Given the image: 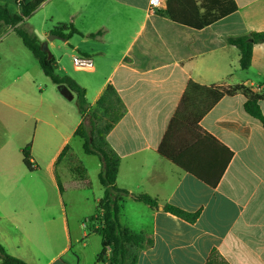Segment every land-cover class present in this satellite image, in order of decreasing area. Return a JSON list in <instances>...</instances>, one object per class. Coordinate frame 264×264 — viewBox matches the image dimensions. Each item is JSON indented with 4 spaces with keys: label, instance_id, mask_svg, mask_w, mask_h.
<instances>
[{
    "label": "crops",
    "instance_id": "0c3cea01",
    "mask_svg": "<svg viewBox=\"0 0 264 264\" xmlns=\"http://www.w3.org/2000/svg\"><path fill=\"white\" fill-rule=\"evenodd\" d=\"M60 1L65 6L63 15L52 10L51 18L41 19V34L47 37L54 26L66 23L84 36L62 39L72 65L63 66L61 55L58 70L86 89L91 109L108 85L115 88L124 111L106 139L120 158L116 184L130 194L159 201L157 208L131 195L121 202V223L153 240L141 250L138 264H264V127L245 112V96H224L200 121L206 132L232 152L216 187L158 151L190 81L206 87L242 84L264 94V43L254 46L247 71L240 67L239 50L228 43L229 37L264 31V0H235L236 12L201 29L165 16L162 12L168 0L155 13L149 12V0ZM54 2L58 0H45L43 5ZM37 10L28 21H35L32 17ZM54 40H45L53 52L57 48ZM12 51L6 50L0 58L10 57L15 63L14 80L23 83V90L0 93L4 108L0 111V244L27 264H108L98 260L102 237L92 229L84 230L103 197L102 185L95 212L73 225L57 173L59 163L74 153L72 143L81 141L75 132L83 117L45 76L29 49L34 60L25 54L22 62ZM78 57L91 60L92 69L77 68ZM81 71L89 77H81ZM260 105L264 114V100ZM18 117L13 138L22 135V156L31 145L34 167L41 173L37 176L24 162L29 172L19 169L17 174L16 163L9 158V143L3 140V127ZM89 118L84 122H90ZM68 146L70 150L59 161ZM80 162L87 176L82 185L92 187L90 169ZM98 166L101 169L99 159ZM165 204L200 215L189 223L166 212Z\"/></svg>",
    "mask_w": 264,
    "mask_h": 264
},
{
    "label": "trees",
    "instance_id": "16d2710c",
    "mask_svg": "<svg viewBox=\"0 0 264 264\" xmlns=\"http://www.w3.org/2000/svg\"><path fill=\"white\" fill-rule=\"evenodd\" d=\"M28 1L18 2L19 13L11 12L7 5H0V27H12L25 47L38 60L45 76L53 84L65 85L75 94L77 108L83 117V122L78 126L75 134L82 141L84 153L97 156L101 163L99 182L104 193L97 204L96 214L89 218L92 231L102 237V250L98 260L108 264H138L141 250L151 246L153 240L146 238L143 233L132 231L121 223V202L125 196L131 195L133 199L151 208H157L159 201L149 195L130 194L116 184L120 158L109 147L106 137L122 116L124 106L115 88L108 85L94 109H91L86 97V89L73 77L57 72V59L51 52L46 51L45 41H42L34 31L23 27L25 20L38 8L34 3L27 4ZM237 9L235 0H168L167 7L162 13L176 22L201 29L220 21L236 12ZM50 32L66 41L74 35L84 36L73 24L66 23L57 24ZM98 34L90 36L95 37ZM228 43L239 50L240 67L247 71L252 63L254 46L264 43V31L229 37ZM238 93L246 98L245 112L259 120L264 127V114L260 105L264 100V94L255 93L242 84L230 87H206L190 81L161 140L159 153L207 185L216 187L231 160L232 152L213 135L206 132L201 127L200 121L224 96H234ZM85 117H90L89 127L84 122ZM104 118L109 121L104 122ZM69 150L68 146L59 161ZM23 162L30 171L35 170L31 145H27L23 150ZM71 169L77 171L78 175L81 169L84 178L83 166L75 165ZM164 210L189 223H195L200 215L199 212L189 213L171 204H165ZM0 262L1 264H27L10 255L1 244Z\"/></svg>",
    "mask_w": 264,
    "mask_h": 264
},
{
    "label": "rangeland",
    "instance_id": "374dc122",
    "mask_svg": "<svg viewBox=\"0 0 264 264\" xmlns=\"http://www.w3.org/2000/svg\"><path fill=\"white\" fill-rule=\"evenodd\" d=\"M44 1L45 0H34L33 3L36 4V7H38L37 12L32 17L35 18V21L32 22L26 19L23 25L24 28L30 31H32V29H34L35 27L34 32L36 34L37 32L41 34L40 26H39L41 23V19L51 18L50 13L52 12V10L54 11V13L55 11L58 10V12L62 16L63 10L65 9V6L62 4V1L60 0H58V2L60 1L59 3L54 2L51 5H48L47 7L46 5L45 6L43 5ZM0 5H7V7L11 10V12L19 13V5L17 3V0H0ZM62 41H63L62 39L54 40L55 44L57 45V48L54 50L55 52H53L51 49H49V51L55 56L56 59L57 57L63 55L64 56L63 66L67 65L71 67L72 59L69 56L70 53H68L69 48L65 49L64 45L62 44ZM6 50H15V52L12 51L13 54L16 53L14 57H16L21 62L25 54L30 55L28 49H26V47L23 44V41L17 35V33L13 29L4 26L0 30V54L6 53ZM30 56L34 60V57L32 55ZM17 63L18 64L16 65L22 64L20 62ZM14 64L15 63H13L12 60H10V57L9 60L8 58H4V59L2 58V60L0 58V65H4V67H1L3 68V70L0 71L2 75V78H0V93H3L5 90L9 91V94L13 92L21 93L23 90V83L20 82L19 80L17 81L14 80V77L17 73L16 66ZM38 68L39 70H41L40 67ZM57 72L59 74H62V72L58 69ZM8 74H9V78L6 77ZM41 74H42L41 75L42 78L46 80V82H48L50 86H53L52 82L48 78H46L43 75V73ZM80 75L85 79L89 77V74L83 71L80 72ZM38 85L44 87L43 84L39 82ZM68 102L69 104L74 106L73 108L76 111L77 110L76 98L74 100H69ZM0 111L1 112L4 111V108L1 104H0ZM108 121H109L108 119L104 118V122H108ZM86 125L89 127L90 122L89 121L86 122ZM18 127H19V117L17 120H10L8 124H6V127H3L4 130L2 131V136H3V140L9 143V153H10L9 158L16 163L17 174H20L19 169H23L27 172H29V170L24 166L22 161L23 160L22 149L24 147L22 144L23 143L22 135H19L18 139L13 138V133L17 131ZM3 128L1 126V129ZM72 146L74 148V153L69 154L68 157L64 158L59 163V165L57 166V173L65 189L63 200L67 208L69 221L71 224L75 225L76 223L78 224L79 221L81 223L95 212V207H96L95 199H97L101 195L102 187L98 179V175L101 172V169L98 166L99 158L96 156L85 154L82 149L81 141L79 139L74 141L72 143ZM80 161L88 165L90 169L88 180L92 182L91 185L92 187H86L82 185L84 184L82 180H85L87 176H84V178L82 177L83 172L81 171V169H79V175L77 171L75 172V175H77L78 178H76L77 176L76 177L74 176L71 170V168L75 165L81 166L82 163ZM34 171L35 172H33L32 174H34L35 176H37V174H41L38 171V168L35 169ZM78 184H80V186L82 187L76 188ZM48 205L50 206V194L48 196ZM88 223L90 225L89 219H88ZM84 230H86L87 232H91V227L87 226L84 228Z\"/></svg>",
    "mask_w": 264,
    "mask_h": 264
},
{
    "label": "built area",
    "instance_id": "2783aa9c",
    "mask_svg": "<svg viewBox=\"0 0 264 264\" xmlns=\"http://www.w3.org/2000/svg\"><path fill=\"white\" fill-rule=\"evenodd\" d=\"M162 4L163 0H149V12L155 13L158 9L162 7ZM75 65L77 68L86 70L92 69L93 67V63L91 60L81 57H78L75 60Z\"/></svg>",
    "mask_w": 264,
    "mask_h": 264
},
{
    "label": "water",
    "instance_id": "95a60500",
    "mask_svg": "<svg viewBox=\"0 0 264 264\" xmlns=\"http://www.w3.org/2000/svg\"><path fill=\"white\" fill-rule=\"evenodd\" d=\"M37 35H38V37H39L42 41H45V40H54V39H62V38H60L59 36L54 35V34H50V35H48V36L46 37V36H44V35H42V34H40V33L37 32ZM44 47H45L46 51L50 52V51H49V48H48V46H47L46 41H45V43H44ZM58 90H59V92H60L65 98H67L68 100H72V99H73V97H74L73 92H72L67 86H65V85H59V86H58Z\"/></svg>",
    "mask_w": 264,
    "mask_h": 264
}]
</instances>
